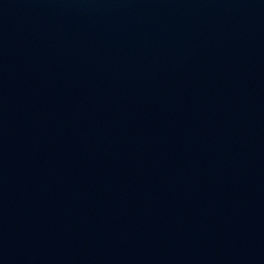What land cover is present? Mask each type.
<instances>
[{
    "label": "water",
    "instance_id": "water-1",
    "mask_svg": "<svg viewBox=\"0 0 264 264\" xmlns=\"http://www.w3.org/2000/svg\"><path fill=\"white\" fill-rule=\"evenodd\" d=\"M0 264H264V0H0Z\"/></svg>",
    "mask_w": 264,
    "mask_h": 264
}]
</instances>
